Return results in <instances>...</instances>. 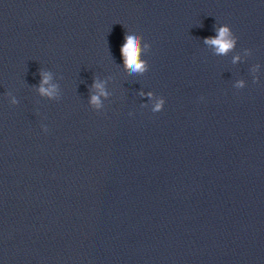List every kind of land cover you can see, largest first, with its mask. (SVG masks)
Masks as SVG:
<instances>
[{"label": "clouds", "instance_id": "9594fccd", "mask_svg": "<svg viewBox=\"0 0 264 264\" xmlns=\"http://www.w3.org/2000/svg\"><path fill=\"white\" fill-rule=\"evenodd\" d=\"M204 42L208 45L214 46L217 54H227V52L230 51L235 44V40L232 37L230 28L227 25L219 27L217 29V35L215 37L206 38ZM144 47H147V45H145ZM142 51L143 48L141 47V37L137 34H126L125 42L121 47V55L123 58L124 66L130 71V73L143 74L145 71H147V62L140 58ZM238 59L239 57H235L234 62ZM41 76L42 80L39 86V92L42 95L48 96L50 98L54 97L56 93V86L50 85L48 87H45V85H49L51 75L49 73H41ZM238 86L242 87L243 82H238ZM94 87L99 90L100 95H107V93L104 91L103 83L98 81L94 82ZM13 103H15V100H13ZM91 103L99 107L100 96L93 95L91 97ZM163 103V100L158 102L155 105L154 111H161Z\"/></svg>", "mask_w": 264, "mask_h": 264}]
</instances>
